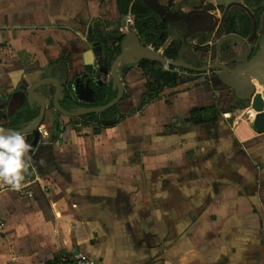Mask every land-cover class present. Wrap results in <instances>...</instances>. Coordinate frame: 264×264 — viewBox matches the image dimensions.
Wrapping results in <instances>:
<instances>
[{"label":"crops","instance_id":"obj_1","mask_svg":"<svg viewBox=\"0 0 264 264\" xmlns=\"http://www.w3.org/2000/svg\"><path fill=\"white\" fill-rule=\"evenodd\" d=\"M138 1L169 23L162 55L182 37L174 26L196 13L214 25L192 35L202 49L184 50L190 59L208 57L217 26L237 37L235 58L264 49V0ZM136 2L0 0V128H10L27 101L39 106L28 90L60 57L66 81L91 67V76L108 82L102 46L128 33L123 19ZM231 19L235 31L226 27ZM177 72V85L140 111L148 78L132 68L117 105L125 118L99 133L55 110V84L35 90L47 104L46 136H24L33 185L0 192V264H62L80 255L101 264H264V132L224 109L240 101L230 73ZM53 74L63 79L61 69ZM89 84L81 79L76 89L80 102L92 104L98 96ZM214 106L216 121L195 122L203 118H193L195 110Z\"/></svg>","mask_w":264,"mask_h":264},{"label":"trees","instance_id":"obj_2","mask_svg":"<svg viewBox=\"0 0 264 264\" xmlns=\"http://www.w3.org/2000/svg\"><path fill=\"white\" fill-rule=\"evenodd\" d=\"M122 13L126 14V10H124L123 8ZM131 13L134 17V23L132 27L140 37V40L143 45L148 48L152 47L154 52H158L159 49L164 46L166 40L170 35L171 28L167 20H158L153 15V11L142 1L138 0ZM229 21L226 24V27L229 30L235 31L236 29L233 23V19ZM249 33V26H247V28L243 31V34L248 35ZM124 37L125 35L120 33L118 41L114 46L110 47L107 44L102 46L105 57L104 59L108 61L110 67H112L113 62L121 52V44ZM184 50L185 47L182 38L175 39L173 43L165 49L163 57L173 62L172 65H169L168 69L164 68L165 64L159 63L148 58H141L135 64L125 62L120 63L118 68V74L124 85L126 83L125 79L127 74L134 67H138L141 70L142 74L148 78L147 92H145V94L143 95L142 105L139 109L140 111L144 109L147 105L156 101L166 87H175L177 85L178 70L186 71L191 74L202 73V71H200L199 69L207 65V63L204 61H189L187 62L189 67H181L178 65L179 62L184 60ZM238 62H241V60L236 61V63ZM57 69H61L64 74L63 79H61L60 81L61 91L59 101L61 106L65 110L71 111L78 110L81 108L103 106L111 102L117 96L118 89L113 79L110 78L108 82L99 81V78L97 79L95 78V76H91V74H93L91 72V67L87 68V74L82 75L77 79H74L72 82L66 81L68 73L66 57H60L58 60L52 62L49 65V72L46 77L54 78L53 73ZM81 79H84V82L90 81V89L94 91L98 96L97 101L95 103L88 104L80 102L78 100L76 83H78V81ZM39 112V106H33L30 100L27 101L21 107V109L13 116L10 128L17 130L22 129L25 125L29 124L34 118H36ZM219 113L220 111L216 106L197 109L193 112V118L197 117L198 115H203L201 121L195 119V122H212L217 120ZM124 118L125 116L119 114L118 108L117 106H115L101 114L90 113L78 119L86 124H95V133H99L101 128L115 126ZM42 123L43 121L39 123L36 128L39 127Z\"/></svg>","mask_w":264,"mask_h":264},{"label":"water","instance_id":"obj_3","mask_svg":"<svg viewBox=\"0 0 264 264\" xmlns=\"http://www.w3.org/2000/svg\"><path fill=\"white\" fill-rule=\"evenodd\" d=\"M213 25L214 19L212 16L196 13L186 16L185 19L179 24H176L174 28H181V30H178L182 32L186 38H188L189 36L195 34L208 32ZM137 51H139L140 55L135 56L134 54ZM141 58H148L165 65L173 64L171 60L163 57V55L159 52H154L153 48L145 47L133 27L129 26L128 33L125 34L121 44V52L111 67V78L118 89L117 96L111 102L103 106L81 108L71 111L65 110L59 101L61 82L56 78H44L31 86L28 90L29 97L36 99L39 103L40 112L38 116L34 118L25 128L19 130L11 128L4 129L20 132L24 136L34 131L37 133L38 127L36 128V126L44 120L47 104L42 96L35 93V90L46 83H53L56 85V92L53 100L54 108L59 114L68 118H80L90 113L101 114L117 106L118 103L123 100L125 95V86L118 74L119 65L121 62L135 64ZM178 65L181 67H189V65L183 61L179 62ZM211 68L224 70L234 77L232 82L235 86V95L237 99L240 101L251 102V106L256 112L253 124L259 131L264 132V95L262 92H259L257 87V85L264 86V49L259 51L254 56L236 63L233 68L225 67L220 64H212L206 65L199 70L204 72Z\"/></svg>","mask_w":264,"mask_h":264},{"label":"rangeland","instance_id":"obj_4","mask_svg":"<svg viewBox=\"0 0 264 264\" xmlns=\"http://www.w3.org/2000/svg\"><path fill=\"white\" fill-rule=\"evenodd\" d=\"M245 26L241 27V30H244ZM174 34L177 36H181L182 35V40H183V44L185 47V50L192 52H199V49H202V47L199 45L200 41H196L197 43H194V39L192 36H189L188 39H185V35L182 32H179V30L177 28H174ZM237 38L234 34H229L227 33V31H225L223 28H218L215 27V32H213L209 38V40L211 41V45H208L206 48L209 49V55L207 58L205 59H200L199 57L194 56L195 59H190V54L188 55H184V60L183 62L187 63V62H197V61H204L207 63V65H212V64H220L222 66L225 67H230L233 68L236 65V59L240 58H235L234 56L237 55V53L242 54L241 50L239 49V43L237 42V40L235 39ZM185 40V41H184ZM250 52V48L249 51H247V53ZM193 53V52H192ZM252 53V52H251ZM250 55V54H249ZM164 68L167 69V65H164ZM219 71V69L217 68H211L210 72H217ZM226 74H222V76H224ZM232 80L234 79L233 77H230ZM259 90L263 93V89L261 90L259 88ZM226 111H231L232 112V116L236 117L238 116V112H242L244 118L249 119L252 118L253 122H254V118L256 116V112L253 110L252 106H251V102L250 101H238V103H236V105H229L228 107L224 108ZM254 113V114H253Z\"/></svg>","mask_w":264,"mask_h":264},{"label":"clouds","instance_id":"obj_5","mask_svg":"<svg viewBox=\"0 0 264 264\" xmlns=\"http://www.w3.org/2000/svg\"><path fill=\"white\" fill-rule=\"evenodd\" d=\"M31 145L20 132L0 128V181L15 189L21 187L27 172Z\"/></svg>","mask_w":264,"mask_h":264},{"label":"built area","instance_id":"obj_6","mask_svg":"<svg viewBox=\"0 0 264 264\" xmlns=\"http://www.w3.org/2000/svg\"><path fill=\"white\" fill-rule=\"evenodd\" d=\"M133 23H134V17L131 14H129L128 16H126L123 19V25L127 31H128L129 26H133ZM159 52L162 53V50H160ZM168 67H169V65H167V68ZM37 133L44 136V137L46 136V131L42 125H40L37 128ZM24 175H25V180L22 181L21 187L17 190H25L27 188H30L33 185V183L35 182V178H33V176L30 174L29 170ZM7 188H13V187L4 183L3 181H0V192L7 189ZM62 264H101V263L98 261H95L93 259H90V258H87L85 256L80 255V256L65 258V259H63Z\"/></svg>","mask_w":264,"mask_h":264},{"label":"flooded vegetation","instance_id":"obj_7","mask_svg":"<svg viewBox=\"0 0 264 264\" xmlns=\"http://www.w3.org/2000/svg\"><path fill=\"white\" fill-rule=\"evenodd\" d=\"M179 30H181V28H178Z\"/></svg>","mask_w":264,"mask_h":264},{"label":"bare ground","instance_id":"obj_8","mask_svg":"<svg viewBox=\"0 0 264 264\" xmlns=\"http://www.w3.org/2000/svg\"><path fill=\"white\" fill-rule=\"evenodd\" d=\"M254 114V113H253Z\"/></svg>","mask_w":264,"mask_h":264}]
</instances>
